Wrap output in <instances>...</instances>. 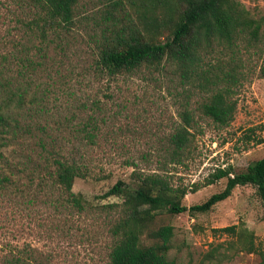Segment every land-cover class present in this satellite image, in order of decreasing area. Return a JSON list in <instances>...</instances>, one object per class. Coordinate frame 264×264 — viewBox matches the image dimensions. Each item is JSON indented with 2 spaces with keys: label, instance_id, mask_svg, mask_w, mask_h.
I'll return each mask as SVG.
<instances>
[{
  "label": "rangeland",
  "instance_id": "374dc122",
  "mask_svg": "<svg viewBox=\"0 0 264 264\" xmlns=\"http://www.w3.org/2000/svg\"><path fill=\"white\" fill-rule=\"evenodd\" d=\"M240 1L261 19L262 28L259 41L240 42L243 76L233 119L221 127L200 115L194 107L203 94L191 89L197 122L184 154L171 161L167 138L181 123L183 89L190 87L180 84L173 66L101 74L90 23L68 30L46 22V10L34 0H0V75L13 76L25 88L26 107L44 110L35 118L46 123L48 135H18L3 153L13 163L26 155L34 158L38 137L45 138L85 167L72 190L92 205L82 214L56 211L51 187L31 165H19L22 171L11 174L14 185L0 181V263L12 245L23 256L24 250L35 249L34 257L48 264H108L112 238L107 227L122 199L102 195L117 180L130 183L134 173H160L173 187L187 189L182 203L190 207L225 187V177L206 183L217 167L241 172L264 156V78L259 76L264 0ZM91 4L100 6L97 0ZM108 204L119 206L101 209ZM166 224L174 227L168 257L177 264H262L258 254L240 251L234 235L218 230L231 225L252 230L255 244L264 249V205L251 185L235 186L205 212L160 213L152 227Z\"/></svg>",
  "mask_w": 264,
  "mask_h": 264
},
{
  "label": "trees",
  "instance_id": "16d2710c",
  "mask_svg": "<svg viewBox=\"0 0 264 264\" xmlns=\"http://www.w3.org/2000/svg\"><path fill=\"white\" fill-rule=\"evenodd\" d=\"M34 1L46 10L45 21L49 24L63 25L68 30L78 23L91 24L95 65L101 74L131 73L142 65L156 69L173 66L172 73L179 76L180 84L190 87L183 89L186 98L178 111L181 123L167 138L171 161L184 154L191 140L190 129L197 122L190 106L191 89L203 94L194 107L200 115L221 127L232 121L237 106L234 95L243 76L238 55L240 42L259 41L262 28L261 19L251 15L240 0H97L100 6L92 5L93 0ZM262 53L259 76L264 78V49ZM26 94L13 76L0 75V162L4 170L0 181L14 185L12 176L20 172L19 165L21 168L31 165L32 172L54 191L56 211L88 212L92 205L72 190L74 179L85 174V167L74 158L61 155L55 144L39 136L36 148H32L36 157L26 155L15 163L3 153V148L11 145L18 135H47L46 123L35 118L44 110L26 107ZM134 174L130 183L117 180L102 195L122 199L120 206L101 207H120L107 227L112 238L108 264H177L168 257L174 227L170 224L152 227L160 213L208 211L230 196L237 185H251L264 205V156L241 172L217 167L206 183L225 177V187L190 207L182 203L187 193L185 187H173L160 173ZM218 230L234 235L240 251L258 254L264 264V249L255 244L252 230L239 229L238 225ZM146 238L152 242L144 243ZM24 251L23 256L22 250L10 245L0 264H48L34 257L35 249Z\"/></svg>",
  "mask_w": 264,
  "mask_h": 264
}]
</instances>
